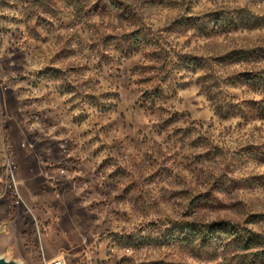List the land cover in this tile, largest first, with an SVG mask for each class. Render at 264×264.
I'll list each match as a JSON object with an SVG mask.
<instances>
[{
	"label": "rangeland",
	"instance_id": "rangeland-1",
	"mask_svg": "<svg viewBox=\"0 0 264 264\" xmlns=\"http://www.w3.org/2000/svg\"><path fill=\"white\" fill-rule=\"evenodd\" d=\"M0 226L19 264H264V0H0Z\"/></svg>",
	"mask_w": 264,
	"mask_h": 264
},
{
	"label": "water",
	"instance_id": "water-1",
	"mask_svg": "<svg viewBox=\"0 0 264 264\" xmlns=\"http://www.w3.org/2000/svg\"><path fill=\"white\" fill-rule=\"evenodd\" d=\"M2 232H3V226H0V235L2 234ZM0 264H19V263L14 260H9L5 257L0 256Z\"/></svg>",
	"mask_w": 264,
	"mask_h": 264
},
{
	"label": "built area",
	"instance_id": "built-area-1",
	"mask_svg": "<svg viewBox=\"0 0 264 264\" xmlns=\"http://www.w3.org/2000/svg\"><path fill=\"white\" fill-rule=\"evenodd\" d=\"M52 264H63V261L58 260V261L53 262Z\"/></svg>",
	"mask_w": 264,
	"mask_h": 264
},
{
	"label": "trees",
	"instance_id": "trees-1",
	"mask_svg": "<svg viewBox=\"0 0 264 264\" xmlns=\"http://www.w3.org/2000/svg\"><path fill=\"white\" fill-rule=\"evenodd\" d=\"M213 232V231H212ZM216 232V231H215ZM224 233V231H222Z\"/></svg>",
	"mask_w": 264,
	"mask_h": 264
}]
</instances>
